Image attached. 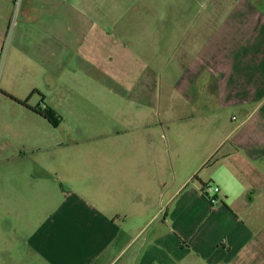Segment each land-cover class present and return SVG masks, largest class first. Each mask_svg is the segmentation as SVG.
Returning <instances> with one entry per match:
<instances>
[{"label":"crops","instance_id":"0c3cea01","mask_svg":"<svg viewBox=\"0 0 264 264\" xmlns=\"http://www.w3.org/2000/svg\"><path fill=\"white\" fill-rule=\"evenodd\" d=\"M257 1L242 0L209 35L174 25L146 31L143 9L133 10L150 0H115L110 10L107 2L62 0L90 27L77 42L63 27L56 33L59 74L69 68L67 82L80 73L119 92L85 100L111 109L108 120L97 119L93 140L103 149L91 152L92 163H33L51 124L26 106L7 131L0 126V264H264V3ZM13 14V1L0 0V102H24L23 89L31 92L27 53L39 51L44 69L50 55L47 35L37 49L30 31L12 28ZM67 100L70 115L80 101ZM162 103L175 110L161 112ZM192 104L205 108V133L218 137L207 159L221 156L185 168L161 163L155 138L171 122L193 120ZM59 138L54 146L77 143ZM196 175L218 188L217 203Z\"/></svg>","mask_w":264,"mask_h":264},{"label":"rangeland","instance_id":"374dc122","mask_svg":"<svg viewBox=\"0 0 264 264\" xmlns=\"http://www.w3.org/2000/svg\"><path fill=\"white\" fill-rule=\"evenodd\" d=\"M14 3V14L12 19V28L25 27L28 32L33 34L31 43L38 49L37 44L40 39L47 35L50 55L48 57V67L44 69L42 63L43 57L35 50L27 53L31 54V64L33 67L32 89H23L28 92L27 104L31 107L36 106H50L57 109L59 112L57 116L60 118L58 126L59 136L55 130H52V125L46 126L48 129L47 136L49 143L47 148L33 157V163H92L91 152L95 149H103L101 141L93 140L98 130L97 119L108 120L109 105H104L97 100L95 103L88 104L85 100H92V98H116L114 91L119 92L117 88L112 90L104 88V85L91 84L89 79L85 78L80 73L73 75L74 81L68 80V71L61 76L58 71V47H60L61 38L57 37V32L63 27V32L66 37L70 34H75V41L81 40L84 32L90 27V24L69 5H63L62 0H12ZM104 7L107 2V10L113 8L109 5V0H96ZM144 8L134 9L141 13L142 19L145 20V30L154 27L160 29L162 32H167L173 25L178 31H183L187 28L191 34L205 27V31L212 35L216 27L222 23L223 19L228 17L242 0H150ZM257 1V0H256ZM261 2L264 0H260ZM257 1L258 3H261ZM75 3V2H73ZM115 5V0L110 3ZM114 10V9H113ZM129 8L122 7L119 12L124 16L127 15ZM98 11V10H97ZM111 14V13H109ZM64 17L63 23L62 19ZM140 17V18H141ZM80 21L82 23H80ZM174 22V24H173ZM164 27V30L162 29ZM59 28V30L57 29ZM155 30V29H150ZM19 33V31H17ZM77 35V36H76ZM65 37V38H66ZM67 39V38H66ZM9 41V40H8ZM64 44V39H63ZM28 52V51H27ZM52 53V54H51ZM24 57V55L19 54ZM4 62V56L1 64ZM67 58L64 59V63ZM43 69L42 75L39 73V66ZM44 70L45 73H44ZM61 76V77H60ZM163 81L166 80V73H163ZM60 80V85H58ZM66 82V83H65ZM90 82V83H89ZM67 84V85H66ZM66 85V87H65ZM114 89V91H113ZM164 91V89H161ZM42 92V93H41ZM43 94V95H42ZM43 98H42V96ZM45 97V98H44ZM75 98L80 101L75 105L76 108L72 114L68 115L71 102L67 100ZM211 108L213 104L210 105ZM24 106L15 102L11 97H2L0 102V126L3 130H8L9 124L12 120L22 112L25 111ZM196 116L193 120H178L171 122L172 126L161 130V133L155 138L159 143V154L161 156V163H183V168L188 167L190 163L204 162L213 151L218 137L211 131L205 133L207 125L203 121V113L205 108L201 105L196 106L192 104ZM65 111L63 114L61 111ZM161 112H170L175 110L172 105L165 103L161 104ZM70 111V110H69ZM61 112V113H60ZM106 114V115H105ZM200 114V115H198ZM164 122V121H163ZM167 124V123H166ZM50 127V128H49ZM62 134V136H61ZM163 135V138H161ZM77 141L73 145L64 144L62 146H54L55 141L60 138ZM61 140V139H60ZM53 141V142H52ZM2 147H6L7 140H1ZM221 154H212L208 163H216ZM206 162V161H205ZM204 162V163H205ZM171 165V164H170ZM5 163H0V175L5 174L3 169ZM7 174V173H6ZM196 182V181H194Z\"/></svg>","mask_w":264,"mask_h":264},{"label":"trees","instance_id":"16d2710c","mask_svg":"<svg viewBox=\"0 0 264 264\" xmlns=\"http://www.w3.org/2000/svg\"><path fill=\"white\" fill-rule=\"evenodd\" d=\"M11 98H13V97H11ZM13 99L16 100L17 102H19L21 105L26 106L27 108H29L34 113H36V114L40 115L41 117H43L44 119H46L52 126H54V127H58L59 126V124H60V118H59V116H57V114L54 111V109L51 108L50 106L42 107V106L39 105V106H36V107H30V106H28L27 101L22 102V101H18L15 98H13ZM193 180L194 181H198V182L201 183L202 193L204 194L205 197L208 198V196L204 193V191H205V188L208 185H211V184H204V183H202L200 181V179L198 178L197 175L193 178ZM218 192H219V190H218Z\"/></svg>","mask_w":264,"mask_h":264},{"label":"built area","instance_id":"2783aa9c","mask_svg":"<svg viewBox=\"0 0 264 264\" xmlns=\"http://www.w3.org/2000/svg\"><path fill=\"white\" fill-rule=\"evenodd\" d=\"M204 193L208 196V199L210 200L211 203H217V193H218V188L214 187L213 185H208L205 188Z\"/></svg>","mask_w":264,"mask_h":264}]
</instances>
